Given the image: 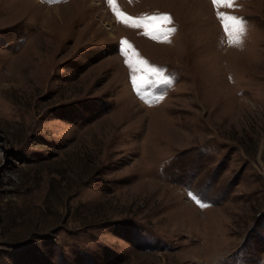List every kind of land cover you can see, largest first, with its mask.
Here are the masks:
<instances>
[{
  "label": "rangeland",
  "instance_id": "obj_1",
  "mask_svg": "<svg viewBox=\"0 0 264 264\" xmlns=\"http://www.w3.org/2000/svg\"><path fill=\"white\" fill-rule=\"evenodd\" d=\"M0 264H264V0H0Z\"/></svg>",
  "mask_w": 264,
  "mask_h": 264
}]
</instances>
